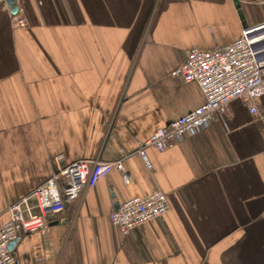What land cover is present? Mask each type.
Masks as SVG:
<instances>
[{
    "label": "crops",
    "instance_id": "obj_1",
    "mask_svg": "<svg viewBox=\"0 0 264 264\" xmlns=\"http://www.w3.org/2000/svg\"><path fill=\"white\" fill-rule=\"evenodd\" d=\"M0 6V227L54 166L122 160L44 230L21 236L15 264H264V95L164 152H134L196 110L194 83L171 77L186 52L235 41L264 20L255 0H13ZM241 13V14H240ZM169 212L121 236L109 215L154 191Z\"/></svg>",
    "mask_w": 264,
    "mask_h": 264
},
{
    "label": "built area",
    "instance_id": "obj_2",
    "mask_svg": "<svg viewBox=\"0 0 264 264\" xmlns=\"http://www.w3.org/2000/svg\"><path fill=\"white\" fill-rule=\"evenodd\" d=\"M7 1L0 0V5ZM255 3L264 6V0ZM11 21L17 28L27 26L19 15L11 17ZM171 77L185 84H196L205 102L171 120L167 127L156 129L147 140L137 142L134 152L147 170L152 169L148 148L158 152L171 150L211 123L222 121L234 99L240 100L250 115L258 116L264 95V20L244 28L239 38L225 46L210 51L194 47L188 50ZM125 169L122 160L110 163L90 158L63 166L56 164L44 183L7 208V220L0 227V264L16 263L14 253L9 250L11 242L44 230L47 216L62 212L66 202L79 200L112 170L118 171L124 183H128L130 177ZM169 209L166 194L157 190L123 202L110 213L109 221L121 236H128L143 224L162 218Z\"/></svg>",
    "mask_w": 264,
    "mask_h": 264
},
{
    "label": "water",
    "instance_id": "obj_3",
    "mask_svg": "<svg viewBox=\"0 0 264 264\" xmlns=\"http://www.w3.org/2000/svg\"><path fill=\"white\" fill-rule=\"evenodd\" d=\"M5 5L10 9V13L12 16L17 15L18 12V8L14 5V1L13 0H8ZM241 14V13H240ZM244 28H246V25L243 26ZM16 241L11 242L9 244V250L12 251L14 245H15Z\"/></svg>",
    "mask_w": 264,
    "mask_h": 264
}]
</instances>
